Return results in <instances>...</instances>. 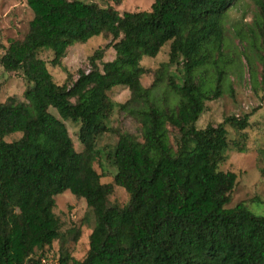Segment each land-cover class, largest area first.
Listing matches in <instances>:
<instances>
[{"label":"trees","instance_id":"trees-1","mask_svg":"<svg viewBox=\"0 0 264 264\" xmlns=\"http://www.w3.org/2000/svg\"><path fill=\"white\" fill-rule=\"evenodd\" d=\"M234 1L154 0L150 11L108 16L82 0H27L29 31L3 46L0 60L29 82L26 105L0 102V264H41L62 238L55 197L68 190L86 200L96 225L85 259L62 247L61 264H264V215L245 202L229 207L238 176L219 169L230 149L226 125L246 130L252 114L197 126L207 101L224 93V21ZM253 1L262 12L256 25L264 62V0ZM102 35L112 36L114 59L106 61L100 47L88 70L56 83L40 51L51 50V63L62 66L71 47ZM167 44L169 64L181 65L184 77L178 104L162 106L142 82V60ZM118 86L131 92L120 108L138 120L142 136L118 134V172L102 183L95 143L115 132L107 120L115 107L109 93ZM67 120L81 124V152ZM116 186L130 195L124 206L110 202Z\"/></svg>","mask_w":264,"mask_h":264},{"label":"rangeland","instance_id":"rangeland-1","mask_svg":"<svg viewBox=\"0 0 264 264\" xmlns=\"http://www.w3.org/2000/svg\"><path fill=\"white\" fill-rule=\"evenodd\" d=\"M97 4L106 11L108 16L124 12L150 11L154 0H82ZM261 10L253 0H235L225 17L226 39L224 60L226 61V79L224 93L216 100L207 101L206 110L201 115L197 126L206 128L208 125H219L231 116L250 117V126L241 130L231 124L226 125L230 149L219 169L232 171L238 176L231 194L229 207L245 202L256 215H264V62L259 48L262 40L258 36L257 22ZM34 12L28 6L27 0H0V60L3 46L11 42L23 40L30 28ZM257 35H254V31ZM112 36H95L85 44H76L68 51L62 66H54L51 62L54 53L51 50H41L39 56L47 62L48 68L56 83H66L68 72L75 78L78 70L89 69V58L94 52L105 47V60L115 57V50L107 48ZM169 44L156 58L144 57L142 65L147 73L142 77L144 86L153 91V100L162 106L177 105L179 94L176 88L183 85L184 72L181 65L169 64ZM29 82L20 72H7L0 65V102L8 100L19 105L28 103L25 91ZM115 107L107 120L109 127L115 132H107L96 139L95 148L98 152L94 163L96 171L101 176L102 183H113L118 172L114 163V153L119 140V133L129 132L141 138L142 129L138 120L129 112L120 108L131 98V92L126 86L115 87L110 93ZM50 111L60 118L58 112ZM76 149L84 150L79 140L81 124L73 120L64 121ZM118 132V133H117ZM176 130L169 128V137L175 146ZM21 134L6 137L7 141H15ZM55 214L60 222L62 238L54 241L51 251L58 259L62 247L69 249L75 259L84 260L90 247V236L96 225V217L84 198H78L70 190L55 197ZM130 201L128 192L119 186L115 187L110 202L113 205L124 206Z\"/></svg>","mask_w":264,"mask_h":264},{"label":"built area","instance_id":"built-area-1","mask_svg":"<svg viewBox=\"0 0 264 264\" xmlns=\"http://www.w3.org/2000/svg\"><path fill=\"white\" fill-rule=\"evenodd\" d=\"M40 253H43V250H41ZM41 264H61L59 259H57L54 254L52 253H46L42 256Z\"/></svg>","mask_w":264,"mask_h":264}]
</instances>
